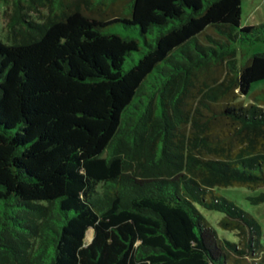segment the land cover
I'll use <instances>...</instances> for the list:
<instances>
[{
	"label": "trees",
	"instance_id": "obj_1",
	"mask_svg": "<svg viewBox=\"0 0 264 264\" xmlns=\"http://www.w3.org/2000/svg\"><path fill=\"white\" fill-rule=\"evenodd\" d=\"M241 12L0 0V264H264L259 223L216 190L264 203V21Z\"/></svg>",
	"mask_w": 264,
	"mask_h": 264
},
{
	"label": "rangeland",
	"instance_id": "obj_2",
	"mask_svg": "<svg viewBox=\"0 0 264 264\" xmlns=\"http://www.w3.org/2000/svg\"><path fill=\"white\" fill-rule=\"evenodd\" d=\"M241 20L242 26L255 24L264 21V0H241ZM3 19L0 17V38H4L5 30L3 28ZM264 51V43L258 42L250 46V54L255 52ZM218 193L223 195L228 200L232 201L236 206L252 214L255 220L261 227V234L264 244V203L251 204L248 200V196H254L259 193L260 190L250 191L243 187H221L216 189ZM201 214L209 222L210 226L216 231L217 236L221 238H227L234 240L235 237L231 232L224 231L220 228L218 221L222 217V213L218 211L206 210L199 208ZM91 238V230L88 231L86 239Z\"/></svg>",
	"mask_w": 264,
	"mask_h": 264
}]
</instances>
